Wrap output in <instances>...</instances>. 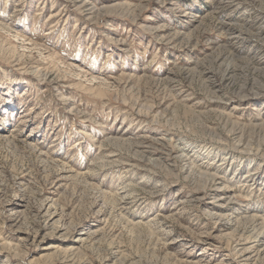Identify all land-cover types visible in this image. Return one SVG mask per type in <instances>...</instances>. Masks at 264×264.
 <instances>
[{"label":"rangeland","instance_id":"obj_1","mask_svg":"<svg viewBox=\"0 0 264 264\" xmlns=\"http://www.w3.org/2000/svg\"><path fill=\"white\" fill-rule=\"evenodd\" d=\"M0 264H264V0H0Z\"/></svg>","mask_w":264,"mask_h":264}]
</instances>
